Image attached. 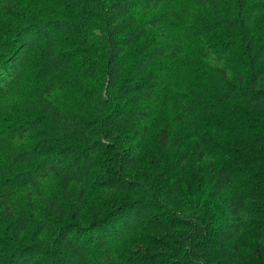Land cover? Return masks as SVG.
I'll use <instances>...</instances> for the list:
<instances>
[{
    "label": "trees",
    "instance_id": "16d2710c",
    "mask_svg": "<svg viewBox=\"0 0 264 264\" xmlns=\"http://www.w3.org/2000/svg\"><path fill=\"white\" fill-rule=\"evenodd\" d=\"M0 264H264V0H0Z\"/></svg>",
    "mask_w": 264,
    "mask_h": 264
},
{
    "label": "rangeland",
    "instance_id": "374dc122",
    "mask_svg": "<svg viewBox=\"0 0 264 264\" xmlns=\"http://www.w3.org/2000/svg\"><path fill=\"white\" fill-rule=\"evenodd\" d=\"M132 247L136 249V253H144V251H143V250H141V249H138V246H137V245H135V246H132ZM147 247H149V246H147ZM149 248H150V247H149Z\"/></svg>",
    "mask_w": 264,
    "mask_h": 264
}]
</instances>
